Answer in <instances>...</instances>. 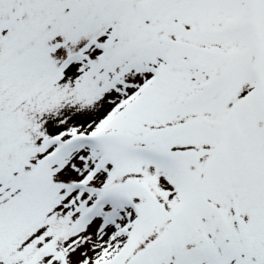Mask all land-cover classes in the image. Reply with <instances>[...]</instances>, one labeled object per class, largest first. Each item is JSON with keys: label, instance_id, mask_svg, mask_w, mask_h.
<instances>
[{"label": "snow or ice", "instance_id": "snow-or-ice-1", "mask_svg": "<svg viewBox=\"0 0 264 264\" xmlns=\"http://www.w3.org/2000/svg\"><path fill=\"white\" fill-rule=\"evenodd\" d=\"M0 264H264V0H0Z\"/></svg>", "mask_w": 264, "mask_h": 264}]
</instances>
